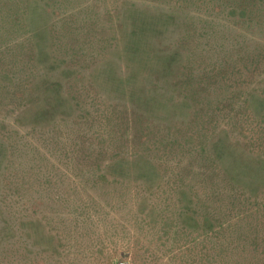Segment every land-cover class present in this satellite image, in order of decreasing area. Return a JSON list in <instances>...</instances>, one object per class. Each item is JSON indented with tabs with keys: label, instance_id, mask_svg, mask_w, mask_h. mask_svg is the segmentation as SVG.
I'll return each mask as SVG.
<instances>
[{
	"label": "rangeland",
	"instance_id": "1",
	"mask_svg": "<svg viewBox=\"0 0 264 264\" xmlns=\"http://www.w3.org/2000/svg\"><path fill=\"white\" fill-rule=\"evenodd\" d=\"M0 264H264V0H0Z\"/></svg>",
	"mask_w": 264,
	"mask_h": 264
}]
</instances>
